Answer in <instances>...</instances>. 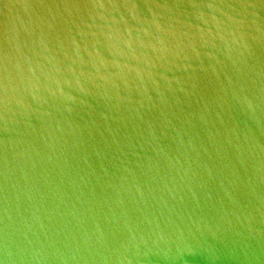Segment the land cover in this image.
<instances>
[{
  "label": "water",
  "instance_id": "water-1",
  "mask_svg": "<svg viewBox=\"0 0 264 264\" xmlns=\"http://www.w3.org/2000/svg\"><path fill=\"white\" fill-rule=\"evenodd\" d=\"M0 264H264V0H0Z\"/></svg>",
  "mask_w": 264,
  "mask_h": 264
}]
</instances>
